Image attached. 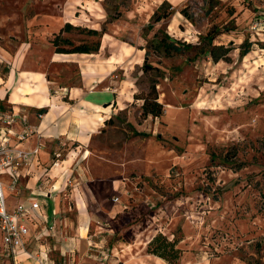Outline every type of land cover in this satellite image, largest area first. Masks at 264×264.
Segmentation results:
<instances>
[{
    "label": "rangeland",
    "instance_id": "1",
    "mask_svg": "<svg viewBox=\"0 0 264 264\" xmlns=\"http://www.w3.org/2000/svg\"><path fill=\"white\" fill-rule=\"evenodd\" d=\"M164 1L174 14L155 28L193 44L218 28L213 45L231 43L234 50L230 63H213L197 50L151 54L149 64L160 73L142 72L143 53L129 62L141 60L128 74L134 94H145L150 79L157 80L163 114L142 119L141 101L121 98L125 110L97 139L103 175L123 182L119 201L113 200L123 211L99 236L103 262L169 264L147 253L161 234L176 242V264H264V0H0V57L7 58L0 72L20 64L58 74L67 85L80 69L65 58L51 65L50 43L65 22L104 29L100 47L106 35L110 44L115 38L136 49L146 45L142 29ZM62 36L74 45L96 40L79 30ZM244 41L253 46L239 57ZM113 75L122 78L121 71ZM50 255L60 264L56 252Z\"/></svg>",
    "mask_w": 264,
    "mask_h": 264
},
{
    "label": "crops",
    "instance_id": "2",
    "mask_svg": "<svg viewBox=\"0 0 264 264\" xmlns=\"http://www.w3.org/2000/svg\"><path fill=\"white\" fill-rule=\"evenodd\" d=\"M112 40L110 44L105 35L97 54L53 53L51 65L65 58L66 65L80 69L67 85L59 83L58 74L20 64L18 69L6 64L0 72V115L16 118L13 132L23 127L33 132L24 148L40 146L29 167L13 177V189L9 188L11 178H2L7 210L18 205L27 209L23 222L29 235L26 250L13 251L2 246L0 235V264H37L28 253L41 251L49 264H55L52 252L60 264H105L99 236L109 232L107 221L123 211L116 196L123 182L103 175L106 160L97 153L96 142L106 122L125 110L128 103L120 99L133 97L134 79L128 74L130 66L138 68L141 60L129 62L144 55L128 43ZM108 44L114 48H107ZM1 57L0 66L7 59ZM115 71H121V79L114 80ZM8 136L14 143V137ZM93 156L98 158L94 166L90 164ZM35 202L39 206L32 209ZM44 237L48 239L42 243Z\"/></svg>",
    "mask_w": 264,
    "mask_h": 264
},
{
    "label": "trees",
    "instance_id": "3",
    "mask_svg": "<svg viewBox=\"0 0 264 264\" xmlns=\"http://www.w3.org/2000/svg\"><path fill=\"white\" fill-rule=\"evenodd\" d=\"M181 13L186 16L183 12ZM173 11L170 4L166 1L161 3L158 8L152 14L149 23L143 27V39L146 42L144 47L138 49L144 51L143 63L141 70L143 73L149 71H156L160 73L159 68L149 64V56L152 54L156 57L170 58L173 56H182L190 50H197L196 54L208 55L213 63L223 61L230 63L229 54L234 50L233 45L230 43L228 46L224 45H213L215 37L221 34V30L218 28L210 29L205 36L199 38L200 43H186L174 40L171 36L162 28H155V25H160L167 21L172 15ZM73 30H79L85 33L89 37H95L96 40L93 42H81L80 44L74 45L69 39L62 36L63 33H69ZM151 32V37L147 39V33ZM106 33L104 29L100 31L95 29H85L79 26H73L69 22H65L60 28L57 34L53 36L50 41L55 54H97L100 48L99 39ZM251 42L244 41L237 48L239 50V57L246 56L252 48ZM161 75H158V78ZM157 80L151 78L148 91L145 94H134L133 99L141 101L140 105V117L146 119L149 116L153 118H159L163 114V105L158 102V92L156 89ZM43 112V110H42ZM112 123V119L106 122V125ZM133 135L146 137L145 133L133 131ZM175 241H168L165 236L157 234L147 245V253L155 257H158L169 264H176L179 258V250L175 248Z\"/></svg>",
    "mask_w": 264,
    "mask_h": 264
},
{
    "label": "built area",
    "instance_id": "4",
    "mask_svg": "<svg viewBox=\"0 0 264 264\" xmlns=\"http://www.w3.org/2000/svg\"><path fill=\"white\" fill-rule=\"evenodd\" d=\"M15 123L16 118L13 115H0V235L2 246L9 251L26 250L29 230L23 219L27 216V209L18 205L11 211L7 210L2 178L4 175H8L11 178L9 188L13 189L15 184L13 177L21 170L28 168L31 160L40 151L39 145L30 149L22 146L33 132L26 127H23L21 132H13L11 129ZM8 135L14 137V143H11ZM38 206L39 204L35 202L31 208L37 209ZM28 257L34 259L37 264H49L46 254H43L42 251L36 254L28 253Z\"/></svg>",
    "mask_w": 264,
    "mask_h": 264
}]
</instances>
